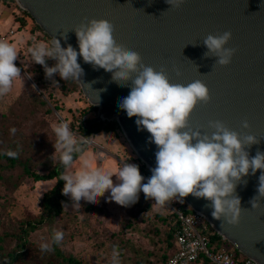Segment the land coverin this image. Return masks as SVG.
Here are the masks:
<instances>
[{
    "label": "water",
    "instance_id": "1",
    "mask_svg": "<svg viewBox=\"0 0 264 264\" xmlns=\"http://www.w3.org/2000/svg\"><path fill=\"white\" fill-rule=\"evenodd\" d=\"M14 2L51 42L58 39L61 47L71 45L77 51L76 27L90 19L110 21L117 43L138 52L145 65L163 69L171 83L187 85L201 80L206 84L211 99L199 103L191 114L189 122L194 129L211 134L209 122L219 120L241 136L253 135L260 141L245 149L250 158L257 151L264 152V0H184L178 8L171 7L167 0ZM225 31L232 33L226 47L236 51L230 64L220 66L215 63L216 57H204L207 48L203 40ZM78 63L84 71L81 80H76L80 92L89 105L97 107L87 129L99 121L114 119L135 157L151 173L157 148L149 142L150 133L138 130L136 118H128L118 107L129 94L130 84L113 82L111 73L94 69L82 57H78ZM243 121L250 127L243 128ZM260 174V170L255 175L250 171L236 187L244 208L238 225L214 219L210 201L203 198L189 195L183 203L200 214L237 254L264 264V198L259 208L253 209L249 203L258 195Z\"/></svg>",
    "mask_w": 264,
    "mask_h": 264
},
{
    "label": "clouds",
    "instance_id": "2",
    "mask_svg": "<svg viewBox=\"0 0 264 264\" xmlns=\"http://www.w3.org/2000/svg\"><path fill=\"white\" fill-rule=\"evenodd\" d=\"M184 0H167L171 7L178 8ZM78 51L71 45L61 47L58 39L52 43H37L29 49L34 63L43 66L45 78L52 80L58 75L63 81L81 80L84 71L78 57L94 69L111 73L113 82L129 86L130 92L123 97L118 107L128 118L135 117L138 130L150 133L149 142L155 144V167L151 176L141 175L139 166L126 163L119 169L93 167L89 158L82 155L89 137L77 138L66 122L53 124L56 136L53 144L64 168L60 180L64 181L62 194L69 196L74 207L80 206L83 199L91 204L98 202L106 192L110 201L120 206H130L144 193L145 199L154 200L158 206L192 195L210 201L214 219L238 225L244 208L241 198L236 195V187L244 177L259 176L258 195L250 200L251 208H259L264 198V152L257 151L251 157L246 148L260 141L253 135H244L231 130L224 122L210 121L211 134L194 129L190 117L199 103L211 99L209 88L201 80L187 85L171 83L162 69L145 65L140 54L119 43L113 33V24L106 19H90L82 22L74 30ZM232 38L230 31L222 34H209L203 40L207 51L204 57H216V64L226 66L236 49L226 47ZM187 46V45H186ZM16 47L0 40V96L8 94L21 69L16 66ZM48 59L56 61L49 67ZM242 127H250L247 121ZM13 134L16 129L10 130ZM7 156L15 158L18 153L7 151ZM81 154V165L73 170L74 155ZM113 176L118 183L113 182ZM246 183V181H244ZM64 233L53 230L50 243H41V251H52V245H59ZM118 253L113 252L115 260Z\"/></svg>",
    "mask_w": 264,
    "mask_h": 264
},
{
    "label": "rangeland",
    "instance_id": "3",
    "mask_svg": "<svg viewBox=\"0 0 264 264\" xmlns=\"http://www.w3.org/2000/svg\"><path fill=\"white\" fill-rule=\"evenodd\" d=\"M10 31L12 34L8 35ZM1 36L16 47L18 59L15 64L21 69V76L13 82L8 94L0 96V129L5 134L0 141L3 146L0 150L7 147L6 142L11 151H15V145L22 146L19 156L31 160V171L36 175L47 174L59 162V154L52 157L56 142L52 125L66 122L74 135L80 138L77 128L93 120L96 114L87 109V102L79 90L62 93L50 82L42 90V95L37 96L39 92L26 73L34 64L29 49L37 43L48 44V41L13 0H0ZM41 100L44 105L38 103ZM105 124L107 122L102 126ZM13 128L16 129L14 134L10 131ZM111 128L109 131L101 128L96 135L85 136L90 138L82 155L89 158L93 167L101 169L115 170L126 163L141 166L120 130ZM80 165L81 155L74 160L73 170H78ZM0 174L1 236V233L13 232L22 221L33 220L43 214L42 197L55 181H34L30 176H23L18 165L2 170ZM112 179L114 184L118 183L115 176ZM63 196L62 206L52 222H44L27 235L34 249L40 248L41 243L51 244L53 230H60L64 233V239L59 245L53 244L52 249L64 256L70 255L79 264H138V261L162 264L160 256L166 252L164 226L157 215L165 216V207L156 205L154 200L145 199L143 192L136 203L127 207L110 201V192H106L95 204L82 199L79 207L72 205L69 196ZM3 242L7 248H12L16 243L11 237H6ZM35 251L40 253L39 250ZM114 251L120 254L115 260Z\"/></svg>",
    "mask_w": 264,
    "mask_h": 264
},
{
    "label": "trees",
    "instance_id": "4",
    "mask_svg": "<svg viewBox=\"0 0 264 264\" xmlns=\"http://www.w3.org/2000/svg\"><path fill=\"white\" fill-rule=\"evenodd\" d=\"M22 14L33 23L35 29L41 34V36L45 40L48 41V44L50 45L52 42L48 38V36L44 32H42L36 24H34L33 20L29 17V15L26 12L22 11ZM46 63L49 67H51V66H54L56 61L53 59H48ZM26 73L29 76L31 83L34 85V87L39 92L37 96L42 95V90H44V88L47 86V83H50V82L55 84L62 93H71L76 90L80 91L78 83L75 79H69V80L63 81L58 75H55L52 80L46 79L44 68L43 66L39 64H36V63L32 64L31 68L28 69ZM38 103H41L42 105H44V102H42V100ZM87 105H88L87 109L95 111V114H96L97 107L91 106L88 103ZM54 108L57 109L56 107ZM91 121L92 120H89L86 122L85 125L77 128V131L79 133L78 135H80V137L96 135L99 132V129L101 128H103L104 131H109V128L111 127H116L118 129V126L116 125L114 121L110 122L108 120L99 121L97 123H94L90 125L89 129H87ZM105 122H107V124L102 126V124ZM111 123H114L112 124L114 126H111ZM111 130H113V128H111ZM3 135H5L4 131L0 129V141H2ZM5 146L7 147H4V150H0V172L2 170H6L15 165H18L19 167H21V172L23 176H30L34 181H42V180L45 181V180L54 179L55 183L53 187L42 197L43 198V202H42L43 214L42 215L38 216L36 219H33V220L30 219V220L22 221V223H20L18 228L13 229L14 230L13 232L1 233V236H0V264H79V262L75 258H72L70 255L64 256L55 250L46 252V251H41L40 248L34 249L27 240V235L30 232L36 230L39 227V225L43 224L44 222L46 223L52 222L53 216H56L59 213L60 207L62 206L61 202L64 200V196L62 194V188L65 182L60 180L62 171L64 169L60 161L56 165H54L53 168H51L47 174L36 175L31 171V167H32L31 160L28 158L23 159L19 156V153H21L23 149L22 146L15 145L13 147L15 150L14 152L18 153V155L15 158L9 157L5 154L7 151L10 150V145L8 142H6ZM1 147L3 146L1 145V142H0V149ZM25 151L27 153L28 149ZM80 155L81 154H75L74 160ZM139 169H140L141 175H143L144 177L148 178L151 176V173L144 167L143 164L139 166ZM0 178H1V174H0ZM162 207L164 208V206ZM164 210L166 213L165 216L157 215L158 220L164 226V229H163L164 239L163 240L165 241L166 252L164 255L160 256V261L162 262V264L167 263V259L169 257V255L167 256V252H169L170 254L173 250V232L176 226L173 215L166 208H164ZM207 227H208L207 228L208 232L206 234L208 236L209 249L210 251H214L221 244H225V243H224V240H222L209 227L208 224H207ZM6 237H11L13 240L16 241L15 245L12 248H7L5 246L3 241ZM35 250H39L40 253L37 254ZM233 253L237 255V252L234 249H233ZM137 263L144 264V262H140V261H138ZM186 264H212V263L209 262V260L205 256L202 255V256H199L195 261L186 263Z\"/></svg>",
    "mask_w": 264,
    "mask_h": 264
},
{
    "label": "built area",
    "instance_id": "5",
    "mask_svg": "<svg viewBox=\"0 0 264 264\" xmlns=\"http://www.w3.org/2000/svg\"><path fill=\"white\" fill-rule=\"evenodd\" d=\"M12 31L8 33L11 35ZM1 36L0 40L5 41ZM147 182V178L144 181ZM173 215L176 223L173 232V250L169 254L166 264H186L195 261L199 256H205L212 264H258L252 260L233 253V248L224 241L229 248L221 244L214 251L209 249L207 224L203 217L191 211L179 200H173L164 205ZM223 240V239H222Z\"/></svg>",
    "mask_w": 264,
    "mask_h": 264
}]
</instances>
